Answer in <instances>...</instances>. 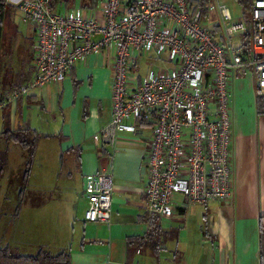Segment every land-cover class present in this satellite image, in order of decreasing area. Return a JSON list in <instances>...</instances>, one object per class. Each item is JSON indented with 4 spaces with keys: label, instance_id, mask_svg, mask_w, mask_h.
<instances>
[{
    "label": "built area",
    "instance_id": "built-area-1",
    "mask_svg": "<svg viewBox=\"0 0 264 264\" xmlns=\"http://www.w3.org/2000/svg\"><path fill=\"white\" fill-rule=\"evenodd\" d=\"M193 0H106L93 15H58L50 0L18 5L35 27L34 77L10 93L0 110L66 80L79 62L115 49L112 66L113 117L94 136L114 147L122 132L151 126L145 190L148 211L172 219L177 201L205 205L233 198L229 83L236 71L250 70L264 96V0H254L249 18L234 20L223 5ZM145 54L164 66L133 78ZM133 119L134 125L126 122ZM114 179L88 177V223H110Z\"/></svg>",
    "mask_w": 264,
    "mask_h": 264
},
{
    "label": "crops",
    "instance_id": "crops-1",
    "mask_svg": "<svg viewBox=\"0 0 264 264\" xmlns=\"http://www.w3.org/2000/svg\"><path fill=\"white\" fill-rule=\"evenodd\" d=\"M24 1L8 0L12 13L21 14L18 5ZM103 1L106 0H50V3L58 15L76 11L93 15ZM21 20L24 24L30 23L22 14ZM32 27L26 54L21 55L18 46L11 52L8 70L1 79V96L11 92L19 74H28L33 69L36 32ZM19 38L24 41L23 35ZM114 56V48L92 54L86 61L77 63L63 82L49 85L0 110V133L9 126L11 130L31 128L42 136L31 161L26 162V169L30 167L33 175L36 169L46 170L49 166L62 170L65 155L74 162L75 170L69 172L66 179L78 182V190L72 195L75 207L73 211L71 206L68 210L76 226L70 243L65 244L69 246L59 254L69 253L71 264H140L143 257V264L150 262V258L157 260V264H260L259 222L264 216V115L257 112L258 92L252 71H236L229 83L233 198L205 205L179 199L172 219L158 216L162 229L174 233V238L156 257L149 248L140 250L129 245L130 239L144 238L148 234L154 215L145 203L151 126L143 124L139 133H120L114 147L96 145L93 141L113 117ZM126 124L134 125L135 121L131 119ZM50 140L57 142L54 148L45 145ZM4 143L0 148L7 147L0 153L8 151L11 168L22 165V156L10 148L14 143ZM55 153L62 155L60 160ZM52 154L56 158L51 163L52 156L48 155ZM96 174H110L114 179L110 223H88L84 219L88 207L86 181ZM60 176L61 173L55 174L57 178ZM26 192L21 196H26ZM144 251L149 257L143 255Z\"/></svg>",
    "mask_w": 264,
    "mask_h": 264
},
{
    "label": "rangeland",
    "instance_id": "rangeland-1",
    "mask_svg": "<svg viewBox=\"0 0 264 264\" xmlns=\"http://www.w3.org/2000/svg\"><path fill=\"white\" fill-rule=\"evenodd\" d=\"M211 2L216 6L218 4L226 6L231 11L234 20L243 19V9L236 0H212ZM8 8L9 11L3 25L0 85L1 79L8 70L11 52L18 46L21 55L26 54V48L31 43L33 28L30 23L22 22L21 14L12 13L13 8L9 4ZM20 35H23L24 41H21ZM163 66L157 62L154 54H145L141 59L139 70L131 72V76L133 78L142 77ZM48 119L51 122V118L48 117ZM3 144L5 143L0 141V145L4 146ZM55 144L57 145L55 140L45 143L51 146ZM10 148L13 153L17 152L22 156L23 164L11 168V163H7L0 179V250L9 249L15 256H36L42 250L57 255L62 252L63 248H66L65 246H69L65 244L70 243L73 228L76 226L75 219L73 215H68V210L70 206L72 211L75 207L72 195L74 190H78V182L66 179V175L75 170L74 162L65 155V165L62 170L49 166L46 170L36 169L34 175L30 170L31 178L26 174V162L31 161L32 152H25L15 144H11ZM3 149L0 148V151ZM55 154L60 160L62 155ZM55 154L48 155L52 156L51 163L56 158ZM57 173H61L60 178L55 177ZM23 191H27L26 196H21ZM143 255L149 257L147 251H144ZM166 258L167 256L163 259ZM143 259L144 257L139 261L140 264H143ZM156 261L150 258L148 263L157 264Z\"/></svg>",
    "mask_w": 264,
    "mask_h": 264
},
{
    "label": "trees",
    "instance_id": "trees-1",
    "mask_svg": "<svg viewBox=\"0 0 264 264\" xmlns=\"http://www.w3.org/2000/svg\"><path fill=\"white\" fill-rule=\"evenodd\" d=\"M8 0H0V55L2 49L3 40V25L9 11ZM254 0H236L241 6L244 12V17L249 18L251 6ZM197 7L201 8L203 13H206L207 6L211 3V0H199L192 1ZM51 7L54 8L52 2ZM34 72V73H33ZM35 74V69H30L28 74H19L17 77L18 82L11 89L13 91L19 89L23 84L29 82ZM33 75V76H32ZM9 93V94H10ZM0 95V103L9 95ZM257 112L260 115H264V96L257 94ZM4 120L8 121L5 117ZM146 124L145 122L141 125ZM42 136L31 128L11 130L9 126L0 133V140L7 143V145L14 143L27 151H31L33 154L37 148ZM8 163V151L0 153V178L2 177L5 166ZM30 167L26 172L29 177ZM160 218L153 215L150 219V230L144 238H132L129 241L130 246H137L138 249L143 250L149 248L151 253L159 257L160 252L163 251V246L171 239L174 238V233L165 232L159 223ZM259 234H260V264H264V216L260 218L259 222ZM0 264H71V255L67 252H63L58 255H52L47 251H40L36 256H15L9 249L0 250Z\"/></svg>",
    "mask_w": 264,
    "mask_h": 264
}]
</instances>
